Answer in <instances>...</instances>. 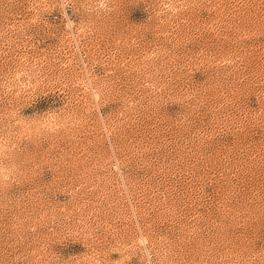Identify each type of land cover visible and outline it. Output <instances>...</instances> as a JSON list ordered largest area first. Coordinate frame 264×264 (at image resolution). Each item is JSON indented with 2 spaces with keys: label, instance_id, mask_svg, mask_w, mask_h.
Segmentation results:
<instances>
[{
  "label": "rangeland",
  "instance_id": "obj_1",
  "mask_svg": "<svg viewBox=\"0 0 264 264\" xmlns=\"http://www.w3.org/2000/svg\"><path fill=\"white\" fill-rule=\"evenodd\" d=\"M0 264H264V0H0Z\"/></svg>",
  "mask_w": 264,
  "mask_h": 264
}]
</instances>
